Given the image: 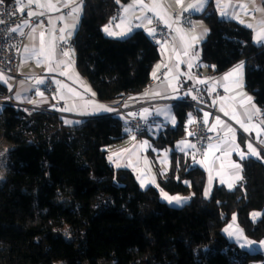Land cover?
I'll list each match as a JSON object with an SVG mask.
<instances>
[{
	"label": "trees",
	"instance_id": "16d2710c",
	"mask_svg": "<svg viewBox=\"0 0 264 264\" xmlns=\"http://www.w3.org/2000/svg\"><path fill=\"white\" fill-rule=\"evenodd\" d=\"M129 1L86 0L75 34L79 71L104 101L140 92L160 59L158 44L143 31L124 39L105 35L103 26ZM203 17L210 33L202 60L216 65L218 73L245 60L246 87L264 112V45L253 41L247 27L220 18L212 5ZM191 109L190 104L175 106L179 123L153 140L157 147L185 134ZM6 115L14 147L0 187V264H251L264 259L224 232L237 215L249 238L264 240L261 160H244L243 179L235 188L215 185L205 197L206 171L173 151L169 172L157 169L159 183L172 194L194 193L174 207L161 200L158 186L141 187L133 170L109 161L108 148L128 135L124 117L68 125L57 114L26 115L6 107ZM255 210H263L257 221Z\"/></svg>",
	"mask_w": 264,
	"mask_h": 264
},
{
	"label": "crops",
	"instance_id": "0c3cea01",
	"mask_svg": "<svg viewBox=\"0 0 264 264\" xmlns=\"http://www.w3.org/2000/svg\"><path fill=\"white\" fill-rule=\"evenodd\" d=\"M15 1L27 11L28 15L30 12H35L37 15H40V13L47 14V23L39 21L33 24L29 20L15 27L16 31L20 34L22 33L21 35L24 37L20 65L21 78L17 81L13 75L0 71L4 77V79H0V97L9 99V96H11L14 102L26 105L53 106L57 110V115L68 125H77L90 118L111 116L113 113L118 112L117 105L123 99H125L124 105L129 107L131 111L136 106H140V109L143 111L144 109H148V113L144 115V117L151 121V126L147 132L142 136L127 135L125 139L108 148V159L111 157L109 161L116 168L127 167L133 170L137 178L141 177L144 180L145 186L143 188L160 186L157 170L155 171L153 165L146 160V156L155 157L158 155V151L169 150L168 146L174 151L187 155L195 166L202 167L206 171L209 194L215 185H225L228 187L231 183V189H233L241 181L235 179L236 170L231 165L233 163H240L243 168L244 160L241 161L237 151L232 150L233 143L239 145L240 150L247 152V143L251 142L259 152L260 157L264 158V143H261L257 139V130L250 127L252 124H256L264 129V124L261 123L264 121V112L257 103L253 93L246 87V61H240L231 68L218 73L216 65L207 64L202 60L203 45L210 33L203 14L210 5L215 7L220 18L235 21L250 29L253 41L258 45H264V43H258L256 40V34L260 30L262 22H264V0H219V6L217 0H207L202 10H191L195 14L196 26L194 29H189L176 23L174 12L187 8L189 4H196L198 0H183V7L177 5L176 0H156L157 3L162 4L166 8L167 11L161 12V14L164 15L168 24L171 25L174 34L171 39L158 43L161 55L151 71V77H157L164 68L167 69V75L164 80L156 82L147 89L128 94L117 101L101 100L88 78L79 71L77 60L65 57L63 55L65 51L60 47L61 42L71 36H75L79 28L84 11V6L80 3V0H33L31 4L28 3V0ZM153 2L154 0H143V3L149 6ZM49 3L56 6L55 10H50L46 6ZM133 3L134 0H131L124 4L123 7ZM241 4L247 5V9L243 10L239 8L238 6ZM40 5L45 6L41 7ZM80 5H82L81 11L78 14L73 13V9ZM225 5H229V7H225ZM157 11L160 10L158 9ZM222 11L226 12L227 15L221 16L220 13ZM37 15L29 16L34 18ZM152 15L156 14L139 6L133 8L127 14L122 11L115 24H121V21H123L122 28L126 30L128 27H131L132 31L125 36H109L104 33L112 38L124 39L129 37L133 32L140 30L151 36L148 29H153L152 23L150 25L147 24L145 17L152 19ZM60 17H64V19L61 20ZM72 24H75L74 29H67L65 32L60 31L66 25ZM115 24L112 20L105 24L103 29L106 25H111L114 31H120V29L115 27ZM249 24L252 27H248L247 25ZM136 25L143 26L137 27ZM33 28H35V32H33ZM178 28L182 29V32L178 33L176 31ZM205 29L208 30L206 34H204ZM69 31L71 32L70 36L68 35ZM41 32L44 33L43 45L40 40ZM181 35L185 36L186 42L181 41ZM193 35L199 37L195 42L191 40V36ZM62 36L65 37L64 40L60 39ZM188 45H191V47H188ZM41 48H43L44 55H33L34 52L40 51ZM186 48L188 51L187 56L183 54ZM25 49H28V51L26 52ZM177 53L180 54L179 59H177ZM241 62H243L242 72L230 77L227 81L224 80V77L236 68L237 65L241 64ZM189 63L192 64L191 68H189ZM158 65L160 66L159 68H157ZM50 66L54 71H48ZM62 72H66L67 75H61ZM209 74H214V76L209 77ZM46 75H52L55 82H59L56 83L58 93L54 98L43 92V84L36 83L37 79L44 80ZM198 80L206 82L199 83L197 82ZM197 85L203 86L206 94L205 104L207 108L203 110H197L191 104L195 100L193 98L195 97L193 88ZM86 88L91 89V91H86ZM218 89H221L222 93L217 98H214L212 94ZM41 92L43 96L38 94ZM92 93H95V95H92ZM61 96H63V99L60 98ZM221 97L225 99L221 100ZM246 97H251L250 103L246 101ZM89 101L93 103H87ZM54 102H58V104L55 106ZM96 104L110 108L112 111L95 112L94 105ZM179 104H190L193 108L187 115L185 134L173 144L157 147L153 140L158 138L166 128L176 127L179 123V117L175 111V106ZM253 105L260 110L259 114H253ZM222 106L229 115H225L224 112L220 111ZM6 107L0 103V187H3L7 181L9 151L14 147L13 142L8 138V123L11 117L8 115L3 116ZM64 108H71L73 110L63 111L62 109ZM233 111H235L240 120L249 125V131H245L236 120L232 119ZM205 113L209 114L207 122L210 124V127L216 124L217 117L223 122L220 125H216V130L213 131L222 137L220 142L213 145L222 146L219 150L213 148L206 156H201L195 147L192 148L188 145H194V124L199 117L205 119ZM249 114H253L251 121H248ZM173 116L176 120L175 124L171 122ZM68 121L72 123H68ZM229 127L234 130L235 140L233 142V133H229L227 137L229 143L224 144V133ZM189 133L193 135H189ZM133 137L135 138L133 139ZM260 140H264V133H261ZM144 142H147V144L145 145ZM193 156L195 159H193ZM248 158L257 159L252 156ZM200 161H204V163H200ZM169 163L171 162L169 161ZM166 165H163L164 168ZM169 170L170 164L165 170L162 168L161 173L166 174ZM241 175L243 176V171ZM210 176L211 185H209ZM152 179L155 180V184L151 183ZM138 180L141 185V179ZM184 183L188 186L190 185V181L188 180L184 181ZM185 195L190 197L188 199L190 201L194 193L191 192ZM238 234L253 241L246 234ZM231 241L239 245L235 239L232 238ZM256 244L259 243L256 242ZM242 249L249 252H259L264 255V247L253 246L251 249ZM251 264H264V259L252 262Z\"/></svg>",
	"mask_w": 264,
	"mask_h": 264
},
{
	"label": "built area",
	"instance_id": "2783aa9c",
	"mask_svg": "<svg viewBox=\"0 0 264 264\" xmlns=\"http://www.w3.org/2000/svg\"><path fill=\"white\" fill-rule=\"evenodd\" d=\"M80 3L85 6L86 0H80ZM20 4L15 0H0V71L13 75L17 81L21 78V57L24 45V37L17 31H12L16 26H20L25 21H31V23L43 22L47 23V14L37 15L31 18L27 11L23 9ZM123 6L119 7L113 17L115 24L116 20L120 17ZM175 22L181 24L189 29L195 28V14L193 11L180 10L174 12ZM115 18V19H114ZM116 25V24H115ZM152 28L155 29L156 34L150 36L153 43H160L173 37V29L167 27L164 22L159 19L158 16L152 15ZM60 47L63 51H68L70 57L74 60L78 58L77 41L75 36L61 42ZM167 75V69L164 68L160 71L157 77H151L148 83L143 87L147 89L149 86L160 82L165 79ZM199 75V74H198ZM214 74H209V77ZM42 90L45 94L50 97H56L58 93V86L52 75H46ZM195 100L191 103L192 106L197 110H203L207 108L205 104L206 94L203 86L197 85L193 88ZM222 93L221 89H218L212 94L214 98ZM125 99H123L118 105V112L113 113L111 116H122L126 119L128 135L139 136L147 132L151 126V121L144 117L145 113L141 110L140 106L134 107L131 111L129 107L124 105ZM0 103L13 108L15 111H21L26 115H31L33 112H40L45 114H58L57 110L53 106H42V105H26L14 102L9 96V99L0 97ZM58 102H54L56 106ZM215 112V111H214ZM210 124L204 123L203 118H197L194 124V136L193 144L199 155L206 156L209 152L208 145H213L220 142L222 137L219 134L210 131Z\"/></svg>",
	"mask_w": 264,
	"mask_h": 264
},
{
	"label": "snow or ice",
	"instance_id": "6c2138e0",
	"mask_svg": "<svg viewBox=\"0 0 264 264\" xmlns=\"http://www.w3.org/2000/svg\"><path fill=\"white\" fill-rule=\"evenodd\" d=\"M120 0H117V3H119ZM28 3L31 4L33 3V0H28ZM176 3L177 5L183 7V0H176ZM207 3V0H198V3L196 4H189L187 8H185L184 10L185 11H188V10H192V9H195L197 11L199 10H202L204 5ZM217 4L219 6V0H217ZM41 7H44L45 5H40ZM50 10H55L56 6L49 3L48 5H46ZM67 6V5H66ZM139 6L140 8H144V9H147L149 12H153L155 13L159 19H161L164 24L167 26V27H171L170 24H168V21L164 18V15L161 14V12H166V8H164V6L160 3H157L156 0H154L153 4L151 6L147 5V4H144L143 3V0H134V3L133 4H130L126 7H124L123 11L125 14L129 13L133 8ZM225 7H229V5H225ZM239 8L243 9V10H246L247 9V5H244V4H241L238 6ZM82 9V5L80 6H77L76 8L73 9V13H76L78 14ZM160 10V11H157V10ZM21 11H23V8L20 9ZM221 16H225L227 15L226 12H221L220 13ZM30 16H34V15H37V13L35 12H30L29 13ZM40 15H43V13H40ZM78 18V17H77ZM61 20L64 19V17H60ZM115 19V18H114ZM139 19V18H138ZM145 19L147 20V24H151L152 23V19L150 18H147L145 17ZM243 22V21H241ZM122 24H123V21H121V24H116L115 27L117 29H120V31H114L112 26L111 25H106L103 29V31L109 35V36H125L127 35L128 33H130L132 31V28L131 27H128L126 30L124 28H122ZM137 27H142L143 25H136ZM248 27H252L251 24L247 25ZM75 28V24H72V25H66L65 28H62L60 31L61 32H65L67 29H74ZM12 31H16V29H12ZM178 33L182 32V29H177L176 30ZM207 29L204 30V34L207 33ZM33 32H35V28H33ZM148 32H149V35H152L154 36L156 34L155 32V29H148ZM22 34V33H21ZM68 35L70 36L71 35V32L69 31L68 32ZM61 40H64L65 37H60ZM199 39V37L193 35L191 36V40L193 42L197 41ZM40 40H41V44L43 45V40H44V33L41 32L40 33ZM256 40L258 43H264V22H262V25L260 27V30L257 32L256 34ZM181 41L182 42H186L185 41V36L184 35H181ZM188 47H191V45H188ZM25 51L27 52L28 49H25ZM185 56L188 55V51H187V48L185 49L184 53H183ZM33 55L35 56H40V55H44V52H43V48H41L40 51L38 52H34ZM63 55L65 57H70V53L68 51H65L63 52ZM177 55V59H179V53L176 54ZM39 63V61H38ZM63 63V62H61ZM74 63V62H73ZM160 66L158 65L157 68H159ZM166 67V65H165ZM192 67V64L189 63V68ZM242 69H243V62H241V64L237 65L236 68H234L231 72H229L225 77H224V80H229L230 77L232 76H235L237 75L238 73H241L242 72ZM48 71L49 72H52L54 71V69L50 66L48 68ZM61 75H67L66 72H62ZM155 75V74H154ZM0 79H4L3 77V74L0 73ZM197 82L199 83H205L206 81H203V80H198ZM36 83L37 84H43L44 83V80L42 79H37L36 80ZM56 83H59L58 81H56ZM240 86V85H238ZM227 90V89H226ZM69 91H71V89H69ZM86 91H91V89L89 88H86ZM175 91V89H174ZM39 95L43 96V93H38ZM78 95V94H77ZM92 95H95V93H92ZM61 99H63V96L60 97ZM195 99V97H193ZM225 98L221 97V100H224ZM246 101L247 102H251V97H246ZM31 102V101H30ZM89 104L93 103L91 101L87 102ZM63 111H72L73 109L71 108H64L62 109ZM94 111L95 112H99V111H112V109L110 108H107L103 105H94ZM148 109H144V113H148ZM220 111L224 112L225 115H229L228 112L225 111L224 107L222 106L220 108ZM259 109L255 108V106L253 105V114H259ZM253 114H249L248 115V121H251L252 118H253ZM208 113H205V119H204V123L206 124L207 123V118H208ZM232 119L236 120L237 123H239L241 125L242 128H244L245 131H249V125L245 124L242 120H240L238 118V116L235 114V111H233V114H232ZM173 124L176 123V120H175V117L173 116L172 117V121H171ZM192 122V121H190ZM68 123H72L71 121H68ZM223 122L220 120L219 117L216 118V124L213 125L209 130L210 131H215L216 130V125H220L222 124ZM262 124H264V121L261 122ZM252 129H256L257 130V139L261 142V143H264V140H260V137H261V133H264V129L260 128L259 125H256V124H252L250 126ZM229 133H233V142L235 140V136H234V130L229 127L227 129V131L224 133V136H225V139L223 141L224 144H228L229 141L227 139L228 137V134ZM189 135H193L192 133H189ZM135 137H133L134 139ZM145 145L147 144V142H144ZM144 146V145H142ZM189 147H192L194 148L195 145H191L189 144L188 145ZM222 145H208V150L211 151L213 148H216L217 150H219V148L221 147ZM232 150L233 151H237L239 157H240V160L243 161L245 159H247L249 156H252V157H256L257 159L261 160L262 162H264V158H261L260 155H259V152L257 151V149L253 146V144L251 142H248L247 143V152L243 151V150H240L239 149V145H235L233 143V146H232ZM109 159H111V157H109ZM193 159H195V157L193 156ZM200 163H204V161H200ZM117 166H119L117 164ZM232 168H234L236 170L235 172V179L236 180H242L243 179V176L241 175V172L243 171V168H242V165L240 163H233L231 165ZM219 175V173H217ZM138 179H141V187H144L145 186V183H144V180L141 178V177H138ZM223 182V181H222ZM151 183L155 184V180L152 179L151 180ZM187 183V182H186ZM209 185H211V176L209 177ZM158 186V185H157ZM229 188L232 187V184L230 183L228 185ZM161 196L164 200H166L168 203H174L176 205H181L182 203L186 202L187 199H190V197H180V196H177V195H169L168 193L164 192L163 190H161ZM204 195L205 197H207L209 195V190H206L204 192ZM258 215H261L260 213H252V216L253 217H256ZM233 221H235L236 217L233 216L232 217ZM233 225L232 224H229L227 228L224 229L225 233H227L231 238L235 239L237 241V243H239V246L241 248H248V249H251L253 246H256V247H264V241H260L259 244H256V242L254 241H251V240H248L246 237H243L239 234H234L233 232L230 231V229H232Z\"/></svg>",
	"mask_w": 264,
	"mask_h": 264
},
{
	"label": "rangeland",
	"instance_id": "374dc122",
	"mask_svg": "<svg viewBox=\"0 0 264 264\" xmlns=\"http://www.w3.org/2000/svg\"><path fill=\"white\" fill-rule=\"evenodd\" d=\"M124 120H125V118H124ZM168 149H169V150H167V151H166L165 149H164L163 151H158V155H156L155 157H149V156H146V160L149 161V162L153 165V167L155 168V171H156L157 169H159V171L161 172L162 168H163V170H165V168H166L167 166H169V164H170V166H171V163H169V161L171 162V155H172V152H173L174 150H173L172 148H170V146H168ZM155 158H156V159H155ZM165 164H167V165H166L165 168H164L163 165H165ZM162 174H163V173H162ZM158 189H159L160 193H161V190H163L164 192L168 193L169 195H177V196H180V197H188V195L181 194V193H179V194H172V193H170L168 190L164 189L161 185L158 186ZM160 198H161L162 201H164V202H166L167 204H169L170 206H174V207H182V206L185 205L187 202H189L188 199H187V201L184 202V203H182L181 205H176V204H174V203H168L166 200H164V199L162 198L161 194H160ZM254 212H255V213H260V214H261V215H258V216H256V217H253V216H252L253 220H254V221H257V220H259V219L262 217L263 210H255V211H253V213H254ZM235 217H236L235 221L229 223V224H232V225H233V227H232V229H230V231L233 232L234 234L242 233L243 235H245L246 233H245L244 230H242L243 228L240 226V224H239V222H238L237 215H235ZM232 220H233V219H232ZM232 220H231V221H232ZM229 224H228V225H229ZM227 227H228V226H227ZM227 227H226V228H227ZM224 232H225V231H224ZM225 235H226L229 239L232 240V238H231L227 233H225ZM246 236H247V234H246ZM247 237H249V236H247ZM252 240H253V239H252ZM253 241L259 243L261 240H253ZM262 241H264V240H262Z\"/></svg>",
	"mask_w": 264,
	"mask_h": 264
}]
</instances>
